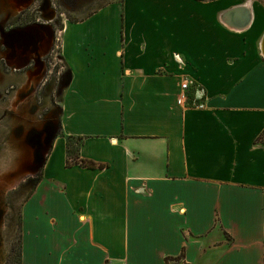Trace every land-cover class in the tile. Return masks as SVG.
<instances>
[{
    "label": "crops",
    "instance_id": "crops-1",
    "mask_svg": "<svg viewBox=\"0 0 264 264\" xmlns=\"http://www.w3.org/2000/svg\"><path fill=\"white\" fill-rule=\"evenodd\" d=\"M263 38L260 0H114L65 20L21 264H264ZM186 77L203 108L178 103ZM66 136L102 166H68Z\"/></svg>",
    "mask_w": 264,
    "mask_h": 264
},
{
    "label": "rangeland",
    "instance_id": "rangeland-1",
    "mask_svg": "<svg viewBox=\"0 0 264 264\" xmlns=\"http://www.w3.org/2000/svg\"><path fill=\"white\" fill-rule=\"evenodd\" d=\"M111 1L33 0L26 6L22 0H0V264H8L11 254L16 259L22 202L35 188L60 131L59 101L68 70L62 67L59 30L65 20H78ZM29 28L40 43L49 40L40 55L16 44ZM10 43L19 61L9 57Z\"/></svg>",
    "mask_w": 264,
    "mask_h": 264
},
{
    "label": "trees",
    "instance_id": "trees-1",
    "mask_svg": "<svg viewBox=\"0 0 264 264\" xmlns=\"http://www.w3.org/2000/svg\"><path fill=\"white\" fill-rule=\"evenodd\" d=\"M61 27L60 29H62ZM67 138V161L66 164L69 165H74V164H80L82 166H87V167H97V166H102L101 164H97L96 162L89 160L87 158L81 157L77 150H78V144L81 140V137L76 138L75 136H66ZM41 173L42 170L38 172V177L36 180V183H38L41 179ZM8 264H21V239H19V245L17 248V253H16V259L14 261V257L11 254Z\"/></svg>",
    "mask_w": 264,
    "mask_h": 264
},
{
    "label": "bare ground",
    "instance_id": "bare-ground-1",
    "mask_svg": "<svg viewBox=\"0 0 264 264\" xmlns=\"http://www.w3.org/2000/svg\"><path fill=\"white\" fill-rule=\"evenodd\" d=\"M32 1L33 0H22V2H23V5H26V6H28L29 4H31L32 3ZM25 32H28L29 34H31L33 37H34V41H32L31 42V45H24V44H22L21 42H17L16 44H18V45H21L22 47V51H25L26 53H28V52H33L34 51V53L36 54V55H39L38 54V52L40 53V52H42L44 49H46L48 46H49V43H48V40L47 41H44L43 43H40L39 42V40L37 39V34H36V36H35V32H33V31H30V28L27 30H25ZM18 38V37H17ZM19 39V38H18ZM16 41V40H15ZM12 46V45H11ZM16 47L15 46H12V51H11V53H10V55H9V57H10V59L11 60H14L15 61V59H16ZM39 61V60H38ZM13 63V62H12ZM33 72V71H32ZM31 72V73H32ZM32 77H35L36 75L35 74H32L31 75Z\"/></svg>",
    "mask_w": 264,
    "mask_h": 264
},
{
    "label": "built area",
    "instance_id": "built-area-1",
    "mask_svg": "<svg viewBox=\"0 0 264 264\" xmlns=\"http://www.w3.org/2000/svg\"><path fill=\"white\" fill-rule=\"evenodd\" d=\"M193 85V80L191 78H184L181 82V93L178 97V103L180 105H184V106H192L194 108H203L205 106V103L202 102H197L195 100V97L192 98L190 96L189 90L191 88V86Z\"/></svg>",
    "mask_w": 264,
    "mask_h": 264
},
{
    "label": "water",
    "instance_id": "water-1",
    "mask_svg": "<svg viewBox=\"0 0 264 264\" xmlns=\"http://www.w3.org/2000/svg\"><path fill=\"white\" fill-rule=\"evenodd\" d=\"M261 48H262V53L264 54V38H263L262 43H261Z\"/></svg>",
    "mask_w": 264,
    "mask_h": 264
}]
</instances>
